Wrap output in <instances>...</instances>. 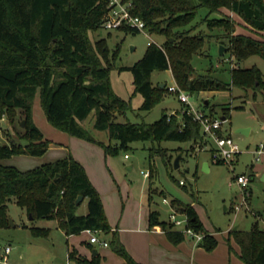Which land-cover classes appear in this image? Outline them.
<instances>
[{"label":"trees","instance_id":"1","mask_svg":"<svg viewBox=\"0 0 264 264\" xmlns=\"http://www.w3.org/2000/svg\"><path fill=\"white\" fill-rule=\"evenodd\" d=\"M131 1L133 13L144 21L146 32L165 37L163 46L148 44L139 61L122 68L132 73L135 93L143 97L142 110H150L167 90V85L165 88L153 85L151 76L155 71L171 69L178 86L190 94L233 88L264 91L262 72L257 66L232 68L231 82L225 83L211 73L193 76L195 69L191 65L193 55L200 54L210 41L226 46L237 62L251 56L264 60V39L237 34L234 21L223 12L224 8L236 13L250 31L259 34L264 32L263 0ZM202 9L206 12L197 20ZM106 11L107 0H0V118L6 115L14 123L18 112L25 120L24 133L20 135L25 143L0 145V159L13 155L40 156L46 152L48 141L32 120L31 103L37 92L50 123L72 136L100 145L107 154L128 149L134 142H150V165L159 156L168 166L171 154L166 156L167 150L156 147L155 143L178 141L189 144L187 151L192 150L190 143L204 144L201 125L187 113L186 106L182 112L163 114L153 123L115 121L116 115H125L131 110L128 102L114 94L108 81L111 62L117 59L120 45L111 53L105 38L95 41L90 38L91 32L101 28ZM203 25L209 32H196ZM118 30L139 32L126 26ZM214 30L220 32L212 33ZM204 108H210L207 114L214 118V106L208 104ZM93 112V127L108 132L109 144L97 141L81 125ZM229 115L227 107L225 120ZM155 177L156 170L150 166V207L152 193H158L151 187ZM249 178L251 182L252 175ZM179 185L185 189V183L179 182ZM79 196L87 202L85 215L77 214L83 202L76 204ZM11 199L32 220L57 219L66 236L94 231L107 238L123 264H141L129 254L118 233L111 230L99 192L71 154L27 171L0 164V228L9 224L7 203ZM178 203L177 199L171 200L172 206ZM176 210L188 217L194 231L204 233L201 247L206 250L216 247L217 239L208 232L192 206L179 205ZM159 216L158 211H150V227L161 226L169 235L176 236L175 242L185 239L183 233L172 232L173 225L161 221ZM31 232L34 236H47L49 230L31 227ZM234 240L245 264H264V229L257 223L250 231H235ZM68 259L76 264H102L98 253L87 259L78 256L75 248L68 252Z\"/></svg>","mask_w":264,"mask_h":264},{"label":"rangeland","instance_id":"2","mask_svg":"<svg viewBox=\"0 0 264 264\" xmlns=\"http://www.w3.org/2000/svg\"><path fill=\"white\" fill-rule=\"evenodd\" d=\"M205 12L202 9L197 20ZM223 12L234 21L236 33L257 35L250 31L248 25L236 13L224 8ZM201 27L196 32H209L205 25ZM216 32L220 31H212V33ZM90 38L92 41L105 38L111 53L117 45H120L117 59L111 62L108 81L114 94L128 102L131 110L125 115H116V122L153 123L163 114L182 112L184 104L179 101L176 94L169 93L167 90L164 91L159 101L154 102L150 110H142L143 97L135 93L132 73L128 69H122L131 67L139 61L150 42L163 46L165 42L163 35L148 32L133 34L99 28L90 33ZM220 45L222 44L217 41H210L206 43V47L200 54L193 55L191 60V65L195 69L193 76L198 73H211L213 77L222 82L230 83L232 68L257 66L262 72L264 81V60L262 58L251 56L237 62L224 45H222L225 48L224 52L220 55ZM151 81L155 86L171 85L174 81L177 84L171 69L153 72ZM185 93L189 95V103L192 107L210 113V108H204V102L208 101V98L203 92ZM252 95H255V100ZM263 98L264 91L256 93L250 88H233L210 100V106L215 108L212 114L214 118L217 116L221 118L227 112V107L230 108V115L222 124V130L225 135H231L241 151L236 156L232 167L228 164L214 163L209 152L211 147L206 144L190 143L192 150L187 151L189 144L169 140L159 144L155 143L156 147L160 146L167 150L166 156L169 157V154L172 156L171 161H168L169 165L166 166L159 156L155 157L150 165L148 158L149 149L152 146L150 142H134L128 149H120L116 154H107L100 145L59 130L47 120L39 92H37L31 103L32 120L43 134V138L48 141L46 152L40 156L13 155L0 159V164L15 167L19 171H27L65 159L71 154L74 159L81 161L88 168L90 177L99 192L107 220L120 230L121 240V232L124 235L130 234L128 215L141 213L143 208L144 215L147 213L150 182L143 174L150 171V166H152L156 170V177L151 187L152 190L156 189L158 192L152 193V208L160 213V219L168 221L171 214L170 208L177 212V206L190 205L196 210L200 221L208 228V232L215 234L218 241L215 248L206 250L204 247H197L195 240L190 237H185V242L172 244L166 235H161L160 237L166 238L171 243L170 249L173 252L171 253V264H245L238 255L239 249L234 240V232L250 231L255 223L261 229L264 228V172L259 168L264 162V157L260 156L262 161L256 162L258 155L254 153L257 144L264 140L262 123L264 105H261ZM224 101L227 102L226 105ZM258 104L260 105L257 106ZM22 120V115L18 112L14 117V123L6 115L1 116L0 145L25 143L20 138V135L24 133L20 126ZM94 121L93 112L81 125L97 141L109 144L108 132L94 129ZM237 125H251L252 133L247 136L234 133ZM111 143L116 144L115 141ZM177 156H181V160L179 168H174ZM204 162L209 164V171L202 170ZM128 166L132 169H127ZM241 174L248 177L252 175L253 178L245 190L236 183V176ZM180 181L185 183V189L179 185ZM164 198H167L169 202L177 199L179 203L170 207L163 203ZM7 207L8 219L11 218L14 226L8 224L0 228V247L11 246L9 264H76L68 261V247L71 249L73 246L83 255H88L89 250L97 251L100 255L107 257L109 264H122L123 262V259L114 253L110 246L103 248L97 244L89 247L84 242L88 239L85 233L66 236L58 226L57 219L30 220V215L24 208L16 205L14 199L7 203ZM86 213L87 202L84 200L78 207L77 214L85 215ZM177 217L183 218L184 216L178 213ZM31 227L48 229V235L34 236ZM130 241L133 245L137 241L138 247H141V236H132L129 243ZM192 244H195L194 247H191ZM77 254L82 257L78 251Z\"/></svg>","mask_w":264,"mask_h":264},{"label":"built area","instance_id":"3","mask_svg":"<svg viewBox=\"0 0 264 264\" xmlns=\"http://www.w3.org/2000/svg\"><path fill=\"white\" fill-rule=\"evenodd\" d=\"M133 10L134 4L131 0H107V11L102 18L101 28L112 31L126 26L139 32H146L144 21L139 16L134 15ZM167 90L169 93L176 94L179 101L186 106L187 113L192 115L193 120L200 123L201 131L204 136V144L211 147L209 152L212 161H221L223 164H228L232 167L236 156L241 153V151L231 135H225L223 133L222 124L225 120L219 117L211 118L207 113L192 107L189 103V95L186 94L175 81L173 84L167 85ZM219 130L222 131V133H219ZM263 152L264 140L257 144L254 152L258 155L256 160H259V156ZM125 157H127V155ZM143 175L148 177L149 171L145 172ZM235 179L236 183L244 190L250 184L249 177L245 174L237 175ZM180 184H184V182L180 181ZM163 203L171 207V202H169L167 198L163 199ZM177 214L178 213L175 211L171 212L169 223L179 232L183 233L185 237L194 239L197 244L200 243L204 237V233L194 231V229L189 226L188 217L185 214H183V218H178ZM87 232L91 234L89 239L90 243L104 247L108 246V243L101 240L96 232L90 230H87ZM11 251L12 248L10 245H6L0 249V264H9L8 257Z\"/></svg>","mask_w":264,"mask_h":264},{"label":"crops","instance_id":"4","mask_svg":"<svg viewBox=\"0 0 264 264\" xmlns=\"http://www.w3.org/2000/svg\"><path fill=\"white\" fill-rule=\"evenodd\" d=\"M264 1V0H263ZM202 28V27H200ZM239 34V33H237ZM246 35V34H245ZM251 36V35H250ZM252 37H255V38H258V39H264V32H261V33H257L256 36H252ZM169 71V70H168ZM167 84H160V87H164L166 86ZM205 96L208 98V101L206 100L204 102V105H208L210 103V100L215 98L216 96H220V95H223L226 93V91H202ZM208 95V96H207ZM253 96V99L255 100L256 97L255 95H252ZM207 102V103H206ZM247 102H249V99L247 98ZM226 101H224V104L226 105ZM224 105V106H225ZM260 104H258L257 106H259ZM261 105H264V98H263V103ZM221 107V106H220ZM218 117V116H217ZM221 118H224V116L222 115ZM262 123L264 125V118L262 119ZM240 127H245V128H249V134L250 135L252 133V130H253V127L251 125H237L235 127L236 128H240ZM234 132V131H233ZM257 147V146H256ZM260 156H263L264 157V152L260 155ZM259 156V160H256V162L258 161H262V158H260ZM74 158V157H73ZM76 161H78L77 159H75ZM85 169L91 183L93 184V186L96 188V185L94 184L92 178L90 177V173H89V170L88 168L85 167V165L81 162V161H78ZM209 165V164H208ZM210 168V166H209ZM260 170L264 172V162L262 164H260L259 166ZM84 201V200H83ZM148 201V200H147ZM151 210H155L152 208V206L150 207L148 202H147V213L146 215H144V208L141 209V213L138 212L136 215H128V218H129V222H130V227L128 228L129 233L130 234H127V235H124L122 232H121V235H122V240L121 242L124 244L125 248L127 249V251L129 252V254L139 263L141 264H171L172 263V255L171 253L173 254V252L171 251L170 249V242L167 241L166 238H162L160 237L161 235H166V237L168 238V240H170L172 242V244H178L180 242H175L177 240L176 236H171L167 233L166 230H164L161 226L159 225H155L153 227H150L149 225V213ZM157 211V210H156ZM172 211V208H170V213ZM160 215V213H159ZM170 216V215H169ZM131 219V220H130ZM159 219H160V216H159ZM161 220V219H160ZM162 221V220H161ZM166 222H169V219L168 221ZM110 227H111V230L114 232H117L118 235H119V238H120V230L116 227V226H113V224H111L109 221H108ZM119 224V223H118ZM147 226V228L145 227ZM205 226V225H204ZM145 227V228H144ZM206 227V226H205ZM207 228V227H206ZM208 229V228H207ZM264 229V228H263ZM123 230V229H122ZM172 232H178V230L176 228L172 229L171 230ZM82 233H85L87 235V238L84 242L89 246V247H94L95 245L97 244H92L89 242V239L91 237V234L87 231H84ZM132 236H141L142 238V242H141V247H138L137 245V241L134 242V245L132 243V241H130L129 243V239L132 237ZM215 238H216V235L214 234L213 235ZM98 237L103 240V241H106L108 242L107 238H103L102 236H99ZM217 239V238H216ZM141 241V240H140ZM185 242V240H182ZM195 244H192L191 247H194ZM237 245V244H236ZM100 247H103V248H108L109 245L107 247H104V246H101L99 245ZM183 246H185V244H183ZM197 247H201L200 246V243L197 244ZM2 247H0L1 249ZM72 248H75L78 253L80 255H82L83 257L87 258V259H90L92 257V255H95L96 253H98L97 251L95 250H89V254L88 255H83L79 249H77L75 246H73ZM72 248L70 249L68 247V252L72 250ZM239 249V247H238ZM95 252V253H94ZM99 254V253H98ZM100 255V254H99ZM238 255H239V252H238ZM100 258H101V262L102 264H109L108 262V259L107 257H105L104 255H100ZM124 263V261L122 262V264Z\"/></svg>","mask_w":264,"mask_h":264},{"label":"water","instance_id":"5","mask_svg":"<svg viewBox=\"0 0 264 264\" xmlns=\"http://www.w3.org/2000/svg\"><path fill=\"white\" fill-rule=\"evenodd\" d=\"M224 49H225L224 46L220 45V47H219V54H220V55L223 54ZM161 88H163V86H162ZM206 103H207V102H206ZM222 120H225V118H222ZM20 126H21L22 128L25 127V120H22V121H21ZM234 133H236V134H242V135L247 136V135L249 134V128H245V127L236 128V129L234 130ZM180 160H181V156H177L176 159H175V161H174V168H179ZM127 169L131 170L132 167H131V166H128ZM202 170H203V171H209V165H208L207 162H204V163L202 164ZM82 200H83V197H82V196H79V197L77 198V200H76V204H79ZM29 219L32 220L31 215L29 216ZM8 220H9V224H10L11 226H14V224H13L11 218H9ZM94 253H95V252H94Z\"/></svg>","mask_w":264,"mask_h":264}]
</instances>
